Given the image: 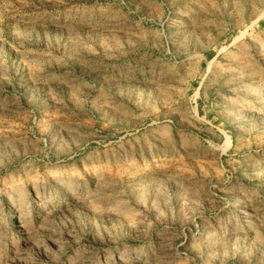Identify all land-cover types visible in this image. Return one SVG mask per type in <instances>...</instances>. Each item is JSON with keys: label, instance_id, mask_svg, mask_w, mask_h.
<instances>
[{"label": "rangeland", "instance_id": "374dc122", "mask_svg": "<svg viewBox=\"0 0 264 264\" xmlns=\"http://www.w3.org/2000/svg\"><path fill=\"white\" fill-rule=\"evenodd\" d=\"M0 264H264V0H0Z\"/></svg>", "mask_w": 264, "mask_h": 264}]
</instances>
